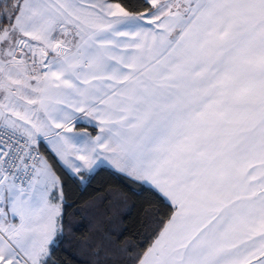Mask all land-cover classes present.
I'll return each instance as SVG.
<instances>
[{
	"label": "snow or ice",
	"instance_id": "1",
	"mask_svg": "<svg viewBox=\"0 0 264 264\" xmlns=\"http://www.w3.org/2000/svg\"><path fill=\"white\" fill-rule=\"evenodd\" d=\"M101 172L74 264H264V0H0V264H64Z\"/></svg>",
	"mask_w": 264,
	"mask_h": 264
},
{
	"label": "trees",
	"instance_id": "2",
	"mask_svg": "<svg viewBox=\"0 0 264 264\" xmlns=\"http://www.w3.org/2000/svg\"><path fill=\"white\" fill-rule=\"evenodd\" d=\"M126 3H135V0H125ZM42 152L45 149L41 148ZM47 154V153H45ZM51 159V157H50ZM121 186V182L108 172H101L99 176L93 181L87 192H81L75 185H71L69 189H66V199L71 207L67 209L70 214L73 223L77 227L71 234L68 235L66 245H70L67 251L60 250L56 253V258L64 262V264H74L72 257L69 255L70 251H74V245L76 241L83 239L87 235V221L83 219V214H77L78 210H83L90 200L99 193L94 189L103 188L107 190L109 188H117ZM123 235L119 237L120 242H132L138 244L145 240V228L143 226V214L139 207L133 208L131 213L126 216L121 224Z\"/></svg>",
	"mask_w": 264,
	"mask_h": 264
}]
</instances>
